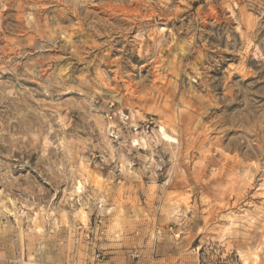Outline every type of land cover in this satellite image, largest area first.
Segmentation results:
<instances>
[{
  "label": "rangeland",
  "instance_id": "374dc122",
  "mask_svg": "<svg viewBox=\"0 0 264 264\" xmlns=\"http://www.w3.org/2000/svg\"><path fill=\"white\" fill-rule=\"evenodd\" d=\"M0 264H264V0H0Z\"/></svg>",
  "mask_w": 264,
  "mask_h": 264
},
{
  "label": "built area",
  "instance_id": "2783aa9c",
  "mask_svg": "<svg viewBox=\"0 0 264 264\" xmlns=\"http://www.w3.org/2000/svg\"><path fill=\"white\" fill-rule=\"evenodd\" d=\"M105 121H106V132L108 137L117 144H120L121 142V135L120 130L122 128L125 129L126 134H130L131 137L133 135L135 136L138 133V130L141 129L143 131L144 129L147 130L149 125L144 124L140 126V122H135L134 118H132L131 115L121 112V111H110L105 115ZM139 123V124H138ZM130 143L132 146H135L137 144V140H130ZM99 258V254L96 255V259Z\"/></svg>",
  "mask_w": 264,
  "mask_h": 264
},
{
  "label": "bare ground",
  "instance_id": "6f19581e",
  "mask_svg": "<svg viewBox=\"0 0 264 264\" xmlns=\"http://www.w3.org/2000/svg\"><path fill=\"white\" fill-rule=\"evenodd\" d=\"M31 16H30V14H26L25 15V21H26V23L28 24V25H30L31 24Z\"/></svg>",
  "mask_w": 264,
  "mask_h": 264
}]
</instances>
